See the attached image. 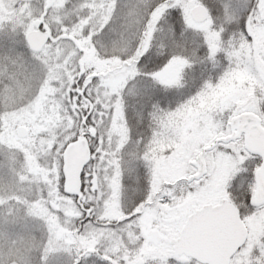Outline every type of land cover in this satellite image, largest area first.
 I'll list each match as a JSON object with an SVG mask.
<instances>
[{"label":"snow or ice","instance_id":"obj_1","mask_svg":"<svg viewBox=\"0 0 264 264\" xmlns=\"http://www.w3.org/2000/svg\"><path fill=\"white\" fill-rule=\"evenodd\" d=\"M0 264H264V0H0Z\"/></svg>","mask_w":264,"mask_h":264}]
</instances>
